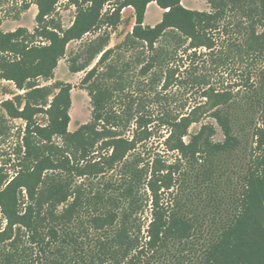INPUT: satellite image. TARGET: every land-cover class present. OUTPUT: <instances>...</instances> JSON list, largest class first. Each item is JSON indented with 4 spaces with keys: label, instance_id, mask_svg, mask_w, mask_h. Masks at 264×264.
Listing matches in <instances>:
<instances>
[{
    "label": "trees",
    "instance_id": "1",
    "mask_svg": "<svg viewBox=\"0 0 264 264\" xmlns=\"http://www.w3.org/2000/svg\"><path fill=\"white\" fill-rule=\"evenodd\" d=\"M60 1L21 3L37 8L33 32L0 29V81L20 92L1 103L0 133L5 117L25 124L14 175L0 167V264H264V0H205L207 12L182 0H68L69 28ZM151 3L163 10L153 27ZM127 7L135 22L121 43L98 35L69 60L91 105V120L70 132L71 85L39 82L54 79L70 42L116 28ZM232 70L238 82L211 84ZM151 102L167 106L157 118ZM203 119L223 142L212 124L189 132ZM154 125L173 163L148 153ZM234 127L251 129L255 148L230 204L214 193V172L238 149ZM197 164L193 193L174 192L173 175Z\"/></svg>",
    "mask_w": 264,
    "mask_h": 264
},
{
    "label": "rangeland",
    "instance_id": "2",
    "mask_svg": "<svg viewBox=\"0 0 264 264\" xmlns=\"http://www.w3.org/2000/svg\"><path fill=\"white\" fill-rule=\"evenodd\" d=\"M29 0H0V29L3 32H12L18 28H25L30 32H33L35 24V16L37 8L35 5L27 11L21 9V3ZM120 0H114L113 3H118ZM182 6L189 10L207 12L209 10L205 0H182ZM111 6H106L104 12L109 10ZM57 18L60 20L64 28H69L76 15V8L68 4V0H61L57 5ZM18 13V15H16ZM163 11L155 4L151 3L147 6L146 15L144 19L145 26H155L161 20ZM135 17L134 10L127 7L121 12V21L116 28L109 29L103 27L100 31L92 32L85 35L80 41H72L66 47V54L63 59L59 60L57 68L54 70V79L45 83L40 81L41 85H49L55 81L68 83L71 85V108L69 111L70 123L68 125V131L73 132L81 125L88 123L91 120V105L87 93L81 87V80L84 77V72L71 73L69 71V60L74 56L78 57V60H82L83 53L85 52L86 46L89 42L93 41L98 35H108L109 45L108 48H113L117 44L121 43L125 36L129 34L134 26ZM118 58V52L115 53ZM235 68V67H234ZM236 69V68H235ZM218 74L213 75L211 84L217 86V88L228 87L234 82H238L236 73L230 71H220ZM16 93H20L16 90L14 85L10 82L0 81V116H3L4 112L1 108V103L5 100L13 98ZM191 102V100H190ZM120 103H116L115 108H120ZM173 105H171L172 108ZM163 107H167L165 104L157 102H151L147 105V111L152 114L153 118H157ZM37 123L40 125L46 124V116L40 114L37 116ZM212 124L215 127L216 135L214 136V142H223L224 136L220 128L212 119H203L201 123L194 124L190 127L189 132L192 134L197 132L201 124ZM1 133H0V167L4 168L9 176L14 175V168L16 166L17 150L21 144V139L24 133L25 124L22 120H12L5 117L1 122ZM154 135L150 138L148 143V153L153 158L161 159L162 161L172 162L176 158V154L166 152L165 146L163 145L166 133L164 130L158 129L157 125H154ZM236 134L239 135V128L234 127ZM246 136L239 135V146L237 151L229 156H220L217 158V165L220 166V172L215 171V182L214 193L221 199L227 200L226 202L233 201V196L237 197L239 187L241 184L242 177L247 169V165L251 163L254 153V140L251 137V129H247ZM126 137L131 136L130 131L125 132ZM60 144L59 140H55ZM187 142L188 138H184ZM196 169H186L189 176H185V172L175 173L173 175V189L174 192L178 187H187L191 193L192 187H194V178L201 175L202 167L201 164H197ZM191 179V181H190ZM76 182H81L78 179ZM193 193V192H192ZM165 197V196H164ZM149 210H146L144 214L145 222L149 219ZM264 222V217L262 218Z\"/></svg>",
    "mask_w": 264,
    "mask_h": 264
},
{
    "label": "crops",
    "instance_id": "3",
    "mask_svg": "<svg viewBox=\"0 0 264 264\" xmlns=\"http://www.w3.org/2000/svg\"><path fill=\"white\" fill-rule=\"evenodd\" d=\"M163 11V10H162ZM146 15V14H145ZM149 27H153V26H149Z\"/></svg>",
    "mask_w": 264,
    "mask_h": 264
}]
</instances>
